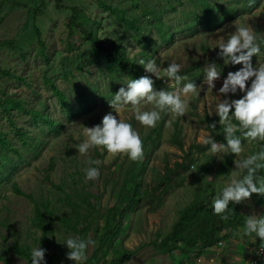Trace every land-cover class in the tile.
<instances>
[{
	"label": "rangeland",
	"instance_id": "1",
	"mask_svg": "<svg viewBox=\"0 0 264 264\" xmlns=\"http://www.w3.org/2000/svg\"><path fill=\"white\" fill-rule=\"evenodd\" d=\"M11 1L20 3L14 7ZM11 1L0 0V41H16V47L0 45V97L15 95L25 100L28 108H41L42 103L46 104L49 112L61 119L63 124L60 132L49 136L40 155L29 156V165L23 166L14 176V181L26 196L17 194L10 183L0 184V264L26 263L27 259L16 250V243L30 244L32 249L41 246L39 237L42 229L33 223L34 203L27 195L32 194L40 201H47L55 211L53 230L48 233L54 243L50 242L47 253L55 249L66 255L68 249L62 243L69 237L85 240L91 238L95 244L86 249L88 257L98 243L95 236L102 231L103 219L100 215L116 202L115 194L124 174L137 171L147 157L143 185L152 186L156 182L154 175L157 171H165L166 164L172 166L175 161H181L187 152L193 161L183 172V185L165 194L164 203L160 206L156 205L157 201L154 204L141 201L137 210L130 211L123 218L125 228L114 245L119 240L123 247L130 250L121 264H174L177 260L181 261L180 264H192L181 252H174L172 258L168 253L158 251L152 240H159L171 230L179 210L187 206L197 192L205 190L210 181L214 183V198L238 174L233 163L236 157L233 155L229 173L218 175L223 163L229 161L230 154L220 152L213 155L210 145L202 143L204 137H212L209 124L203 118L216 116L215 113H208L214 112L219 102L218 89L223 79L229 71L242 67L226 65L223 59L217 57L219 49L215 48L221 37L226 38L234 32L235 24L246 26L254 32L261 52L253 57V64L258 66L264 63V0H258L250 8H244L242 0H218L223 8L232 5L236 9L214 25L190 0H102L125 9L131 18L139 16V23L146 25V33L153 37L148 44H145V38H135L133 32L125 28L124 23L117 20L109 10L101 8L99 0ZM134 2L138 8L134 7ZM190 11L198 12L200 17L187 27L184 25L191 22V14L186 12ZM158 19L161 23L156 22ZM81 25L89 26L106 43H123L128 54L137 56L139 60H155L161 69L162 79L154 85L157 90H175V82L163 73L164 68L173 61L181 65L179 74L187 77L184 82L194 81L198 86L203 84L204 67L212 62L216 63L221 78L215 82L214 89L203 85L198 97L181 96L187 104L184 116L162 112L155 127L142 126L135 120L131 105L118 109L110 107L109 101L129 77H111L99 56L100 50H93L81 33ZM166 25L168 27L165 29ZM160 27L170 35L161 37ZM35 28L40 30V36ZM143 50L152 53V57L141 53ZM78 52H81V58L75 57ZM96 55L100 63L95 62ZM47 79L65 91L73 105L78 106L79 101L86 98L89 107L81 112L79 109L78 114L67 117ZM153 79L159 80L154 76ZM240 95L237 93L233 98H239ZM139 107L151 110L153 105L141 103ZM110 111L114 115L118 114V119L131 123L139 133L143 141L141 159L132 161L126 154L113 155L103 147H92L86 154L78 152L76 146L86 140L85 128L100 123L102 117ZM14 118L19 123L32 125L31 117L18 109L14 110ZM0 128L8 129L7 118L2 113ZM177 129L181 130L183 149L172 142V135ZM32 131L35 132V129ZM261 143L264 142L244 140L242 156L259 151ZM90 160H98L100 163L89 165L87 162ZM90 166L99 169L97 179H86L84 169ZM84 187L92 195L89 197L93 205L91 221L83 224L85 231L82 228L74 230L62 224L59 218L72 215L65 196L69 195L71 202H79ZM242 213L243 221L250 215H264V206L251 198L242 203ZM257 246L258 237L255 233L246 235L244 229L239 228L214 253L201 255L193 264H247L254 257ZM109 253L103 260L109 258ZM45 261L50 264L48 260ZM53 264L75 262L61 256ZM99 264H103V261Z\"/></svg>",
	"mask_w": 264,
	"mask_h": 264
},
{
	"label": "trees",
	"instance_id": "2",
	"mask_svg": "<svg viewBox=\"0 0 264 264\" xmlns=\"http://www.w3.org/2000/svg\"><path fill=\"white\" fill-rule=\"evenodd\" d=\"M11 1V0H10ZM57 1V0H56ZM197 6L205 18L214 24L220 23L227 15L232 14L235 11V7L223 8L222 3L218 0H190ZM244 8H250L254 6L258 0H242ZM20 1H11V5L16 7ZM99 6L105 10H109L117 20L124 23L125 28L133 32L135 38H145V44L152 40V36L147 34L145 29L146 25L140 24V17H129L125 9L112 5L105 1L99 0ZM134 7L138 8L136 2ZM191 14V22L186 23L184 26H191L198 21V12L190 11L186 14ZM157 23H161L158 19ZM168 26H165V29ZM162 27L159 28L160 36L166 38L170 33L165 31ZM81 33L84 38L89 41L93 50L99 49L101 54L99 55L103 65L107 68L111 77L120 78L123 75H127V80L139 78L142 75H151L143 70V66L140 65L137 56H131L128 54L126 47L123 43L118 41H111L106 43L102 38H99L95 31L85 25L80 27ZM36 33L40 36V30L35 28ZM0 45H6L9 47H16L15 39H7L0 41ZM42 49L44 48L43 45ZM148 46V45H147ZM71 48V47H70ZM141 53L152 57V53L147 50L141 51ZM76 58H81V52L75 55ZM75 58V59H76ZM95 62L100 63L98 55L94 57ZM161 78L155 81V84L161 82ZM50 84V88L57 98L62 111L67 117L78 114L83 109L89 107V101L84 98L79 101L78 106L73 105L68 99V95L65 91L59 89L53 81L47 79ZM120 86V85H119ZM125 86V85H124ZM120 88V87H119ZM18 109L31 117L32 125H26L25 123H19L14 118V110ZM0 113L7 118L8 129L0 128V184L7 182L11 184V187L21 196L26 194L21 191L18 183L14 181V176L20 169L29 165L30 157H38L41 151L48 143V138L52 133L60 132L62 128V120L54 116L47 109L46 104L42 103L41 108H28L26 101L20 98H16L15 95H4L0 97ZM208 122V129L212 133V137L216 142L226 143L224 140V128L219 124V117L203 118ZM216 122V127H210V124ZM35 129V132L32 131ZM156 131V129H155ZM181 130L177 129L172 135V142L178 145L180 149H183L182 140L180 138ZM151 137V136H149ZM155 142V141H154ZM152 149V147H151ZM147 152H151L148 150ZM234 154H230L229 161H225L222 168L219 169L218 175L223 173H229L231 162ZM188 159V161H187ZM148 158L145 157L138 167L137 171H128L122 177V183L119 189L116 191V202L108 207L105 213L100 215L103 219L102 231L96 237L98 243L94 248L90 256L82 264H99L103 261V264H121L122 260L128 257L130 250L123 247L121 241L118 240L114 245V241L118 239L121 232L124 231L123 218L130 212L137 210L140 206V202L154 204L160 206L164 203V195L176 187L183 185L185 181V175L183 174L189 168L193 158L187 152L181 161H175L172 166L166 164L165 171H157L154 175L156 182L152 186L144 184V171L146 169V162ZM258 177H264V169H261L257 173ZM129 184V185H127ZM214 183L211 181L208 183L205 190L200 193L197 192L194 199L184 208L179 210L176 220L171 226V230L159 240H152L155 248L164 253H168L173 258L174 252H181L184 258L189 259L193 264L195 260L201 255H208L214 253L224 241H228L233 232H236L239 228L244 229L245 221L242 220V203L234 204L230 203L228 206L231 215L227 221L221 219V216L216 215L213 211L212 200L214 195ZM90 193L85 191V187L82 195L79 197V202H71L69 195L65 196L67 205L71 207V214L62 216L59 220L65 226L73 228L74 230L85 231L83 224L91 221L90 214L93 210L92 202L89 201ZM34 203V215L33 223L38 228L42 229V235L39 237L42 248L48 249L50 242L53 239L48 237V233L53 230L54 210L50 208L47 201H40L32 194L27 195ZM258 204L264 206V197L253 194L252 197ZM156 199V200H155ZM49 201V200H48ZM146 205V204H145ZM82 223V225H78ZM157 236L160 237V234ZM261 245V241L258 238V246ZM257 246V247H258ZM15 248L23 257H25L26 263L31 264V245L16 243ZM53 249V248H52ZM109 258L105 259L107 253ZM57 252L55 249L48 254L46 251L45 259L50 264L55 263L61 256L66 258L64 252ZM181 261L177 260L174 264H180ZM264 264V258L258 263Z\"/></svg>",
	"mask_w": 264,
	"mask_h": 264
},
{
	"label": "clouds",
	"instance_id": "3",
	"mask_svg": "<svg viewBox=\"0 0 264 264\" xmlns=\"http://www.w3.org/2000/svg\"><path fill=\"white\" fill-rule=\"evenodd\" d=\"M215 48L219 49L217 57L223 59L226 65H242L238 70L227 73L218 89L220 99L215 105V111L208 113H215L219 117L218 122L223 125L226 143H217L211 136L202 139L204 145H210L213 155L224 152L236 157L233 163L238 174L212 200L214 213L227 221L231 215L228 209L230 203L241 204L250 200L253 194L264 197V177L257 176L258 171L264 169V143L260 144L259 151L242 156L244 140L264 142V63L258 66L253 64V57L260 54L261 48L254 32L243 25L235 24L234 32L226 38L221 37ZM138 63L151 75L127 80L123 83L125 86H121L109 101V105L112 109L131 105L135 120L149 128L156 126L162 112H169L177 117L184 116L187 104L181 96L198 97L203 85L214 89L215 82L221 78L216 63L212 62L204 67L203 84L198 86L194 81L184 82L187 77L179 74L181 65L173 61L164 68L163 73L175 82V90H157L153 76L160 79L161 69L156 61L141 59ZM237 93L242 95L233 98ZM141 103L151 104L153 108L142 110L139 107ZM210 127L215 128L216 122L211 123ZM84 135L86 140L76 146L80 154H86L92 147H103L113 155L126 154L132 161L143 156V141L139 133L131 123L118 119V114L114 115L111 111L102 117L100 123L86 127ZM87 163L98 165L100 161L90 160ZM84 171L87 180L99 177L97 167L90 166ZM244 233H255L261 241L260 251L264 252V215L248 216ZM62 244L68 249L66 258L80 264L87 259L86 249L89 245H94L95 241L91 238L85 240L69 237ZM46 251L42 247H34L31 250V264H46Z\"/></svg>",
	"mask_w": 264,
	"mask_h": 264
},
{
	"label": "built area",
	"instance_id": "4",
	"mask_svg": "<svg viewBox=\"0 0 264 264\" xmlns=\"http://www.w3.org/2000/svg\"><path fill=\"white\" fill-rule=\"evenodd\" d=\"M261 246L262 245H259L258 247L255 248V255L252 258V260L247 264H258L264 258V252L260 251Z\"/></svg>",
	"mask_w": 264,
	"mask_h": 264
}]
</instances>
